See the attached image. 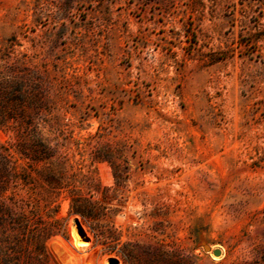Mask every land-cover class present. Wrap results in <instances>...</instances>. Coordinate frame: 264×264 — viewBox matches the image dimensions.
Segmentation results:
<instances>
[{
    "label": "rangeland",
    "instance_id": "374dc122",
    "mask_svg": "<svg viewBox=\"0 0 264 264\" xmlns=\"http://www.w3.org/2000/svg\"><path fill=\"white\" fill-rule=\"evenodd\" d=\"M0 155L48 264H264V0H0Z\"/></svg>",
    "mask_w": 264,
    "mask_h": 264
},
{
    "label": "trees",
    "instance_id": "16d2710c",
    "mask_svg": "<svg viewBox=\"0 0 264 264\" xmlns=\"http://www.w3.org/2000/svg\"><path fill=\"white\" fill-rule=\"evenodd\" d=\"M11 171L7 157L0 155V195L6 191L8 181L13 180ZM30 228L29 215L15 213L0 201V264H48L44 249Z\"/></svg>",
    "mask_w": 264,
    "mask_h": 264
},
{
    "label": "water",
    "instance_id": "95a60500",
    "mask_svg": "<svg viewBox=\"0 0 264 264\" xmlns=\"http://www.w3.org/2000/svg\"><path fill=\"white\" fill-rule=\"evenodd\" d=\"M205 251H208V248H207V247L205 248ZM212 254H213L214 256H219V255H220V251H219V250H214V251L212 252Z\"/></svg>",
    "mask_w": 264,
    "mask_h": 264
}]
</instances>
